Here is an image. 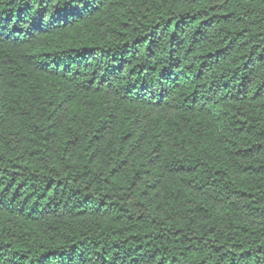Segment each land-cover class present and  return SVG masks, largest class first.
<instances>
[{
	"label": "trees",
	"instance_id": "1",
	"mask_svg": "<svg viewBox=\"0 0 264 264\" xmlns=\"http://www.w3.org/2000/svg\"><path fill=\"white\" fill-rule=\"evenodd\" d=\"M0 264H264V0H0Z\"/></svg>",
	"mask_w": 264,
	"mask_h": 264
}]
</instances>
